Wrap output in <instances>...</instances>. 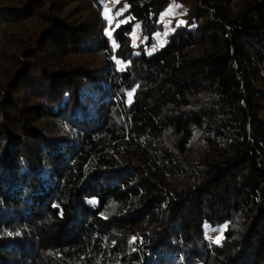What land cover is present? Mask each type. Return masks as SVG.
<instances>
[{
  "label": "trees",
  "instance_id": "1",
  "mask_svg": "<svg viewBox=\"0 0 264 264\" xmlns=\"http://www.w3.org/2000/svg\"><path fill=\"white\" fill-rule=\"evenodd\" d=\"M103 9L0 0V264H264V0Z\"/></svg>",
  "mask_w": 264,
  "mask_h": 264
},
{
  "label": "rangeland",
  "instance_id": "2",
  "mask_svg": "<svg viewBox=\"0 0 264 264\" xmlns=\"http://www.w3.org/2000/svg\"><path fill=\"white\" fill-rule=\"evenodd\" d=\"M121 0H101V3L104 6L103 16L110 22H114L116 24L121 22L124 23L127 18H121L123 10L118 9L115 10V6ZM186 12L185 6H183L179 2L170 1L169 4L165 7L164 11L160 14L158 23L161 25V30L154 34L152 38L154 42L151 44H146L148 38L142 35L140 26L138 23L132 26L131 31L129 32V37L131 39V46L134 49L133 54L141 53L144 51L146 54H153L160 47H162L166 41L167 37L175 31V29L183 24H185L184 15ZM107 34H110V30H106ZM144 46L143 50L137 49L139 46ZM119 67H124L125 64L118 63ZM207 238L213 243H219L222 236V228H208L206 229Z\"/></svg>",
  "mask_w": 264,
  "mask_h": 264
}]
</instances>
